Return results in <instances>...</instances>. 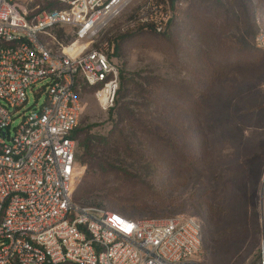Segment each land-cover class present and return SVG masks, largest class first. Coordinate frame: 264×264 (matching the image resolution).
I'll return each mask as SVG.
<instances>
[{"label": "rangeland", "instance_id": "obj_1", "mask_svg": "<svg viewBox=\"0 0 264 264\" xmlns=\"http://www.w3.org/2000/svg\"><path fill=\"white\" fill-rule=\"evenodd\" d=\"M248 1L252 30H264V0ZM220 3L226 0H179L165 35L133 29L134 6L111 22L95 44L106 54L116 46L108 59L118 76L148 80L145 93L127 89L119 103L134 115L122 122L119 104L103 111L93 94L84 93L77 128L104 137L121 128L127 137L120 157L99 176L91 200L96 205L135 220L193 217L201 228V264H258L264 245V51L234 45L239 35L224 31ZM45 86L27 90L12 128L45 103ZM76 165L73 193L85 174Z\"/></svg>", "mask_w": 264, "mask_h": 264}, {"label": "built area", "instance_id": "obj_2", "mask_svg": "<svg viewBox=\"0 0 264 264\" xmlns=\"http://www.w3.org/2000/svg\"><path fill=\"white\" fill-rule=\"evenodd\" d=\"M131 6L129 23L157 34L176 18L169 0H0V264H201L195 218L135 220L72 198L78 93L97 87L98 107H113L118 71L95 41ZM254 40L264 51L262 28ZM43 81L45 103L12 128Z\"/></svg>", "mask_w": 264, "mask_h": 264}, {"label": "trees", "instance_id": "obj_3", "mask_svg": "<svg viewBox=\"0 0 264 264\" xmlns=\"http://www.w3.org/2000/svg\"><path fill=\"white\" fill-rule=\"evenodd\" d=\"M158 1L162 2L163 0ZM177 2L179 3V0L171 1V6H176L175 10H177ZM217 4H219V2H217ZM221 5L222 3H220L218 10H222V15L217 17L222 18L224 31L229 32L230 29L237 30V34L239 35L238 39L234 42V45H238L241 49L246 48L247 50L249 49V46H251L250 48L261 51L255 45L254 39L256 32L252 30L250 24L251 13L249 1L226 0L225 5ZM43 8L51 10L58 9V6L51 4L49 7H42V9ZM129 19H132V16H130ZM172 23L173 21L161 35L168 33ZM133 29L138 32L154 33L149 28H143L140 26H136ZM116 49V46H112L110 48V54H106L107 52L105 54L107 57L114 56ZM147 83L148 80L146 79L135 81V78L124 77L122 75L118 76V89L112 108L119 104V112L117 115L119 117L121 116L120 122L126 118L133 120L134 115L132 111L126 108L124 103H119L120 99L125 98L127 89L129 91H134L140 97V95L145 93ZM96 89L97 87H87L81 84L80 92H77L78 97L81 99L84 93L93 94ZM73 138L77 141L75 154L76 161L81 166L85 167V174L80 182L81 184L79 185L78 190H75L76 193L74 192L72 195L73 201L81 206L101 208L96 205V202L91 201L93 199L94 190L96 191L95 187L98 184L99 176L109 169L108 166L111 161H116L120 157V153L122 152H120L119 149L127 146V137L123 135V129L121 128H115L114 132H111L105 137L94 134L90 132V130L76 128L73 133Z\"/></svg>", "mask_w": 264, "mask_h": 264}]
</instances>
